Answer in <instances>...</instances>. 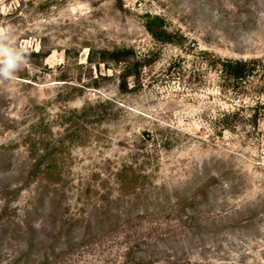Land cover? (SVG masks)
Here are the masks:
<instances>
[{
    "label": "rangeland",
    "instance_id": "374dc122",
    "mask_svg": "<svg viewBox=\"0 0 264 264\" xmlns=\"http://www.w3.org/2000/svg\"><path fill=\"white\" fill-rule=\"evenodd\" d=\"M7 25L29 64L0 82V264H264V88L215 65L264 62V0H0Z\"/></svg>",
    "mask_w": 264,
    "mask_h": 264
},
{
    "label": "trees",
    "instance_id": "16d2710c",
    "mask_svg": "<svg viewBox=\"0 0 264 264\" xmlns=\"http://www.w3.org/2000/svg\"><path fill=\"white\" fill-rule=\"evenodd\" d=\"M145 26L149 33L163 42H174L172 32L166 27L165 20L161 16L148 15ZM135 51L129 47H115L102 51L99 63L109 61L122 64L119 77L122 81L121 89H127L126 80L137 73L140 61L135 60ZM135 60V61H134ZM92 62V60H91ZM219 69V76L223 83L234 92L243 90L258 93L264 88V62L258 59H218L215 62ZM256 78L258 84L252 83ZM262 81V82H261ZM260 83V84H259Z\"/></svg>",
    "mask_w": 264,
    "mask_h": 264
},
{
    "label": "clouds",
    "instance_id": "9594fccd",
    "mask_svg": "<svg viewBox=\"0 0 264 264\" xmlns=\"http://www.w3.org/2000/svg\"><path fill=\"white\" fill-rule=\"evenodd\" d=\"M28 64L29 50L18 45L14 26H0V82L16 80Z\"/></svg>",
    "mask_w": 264,
    "mask_h": 264
}]
</instances>
